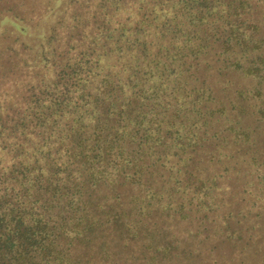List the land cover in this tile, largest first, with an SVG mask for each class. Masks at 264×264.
<instances>
[{
  "label": "trees",
  "instance_id": "trees-1",
  "mask_svg": "<svg viewBox=\"0 0 264 264\" xmlns=\"http://www.w3.org/2000/svg\"><path fill=\"white\" fill-rule=\"evenodd\" d=\"M257 1L0 0V264H264Z\"/></svg>",
  "mask_w": 264,
  "mask_h": 264
},
{
  "label": "rangeland",
  "instance_id": "rangeland-1",
  "mask_svg": "<svg viewBox=\"0 0 264 264\" xmlns=\"http://www.w3.org/2000/svg\"><path fill=\"white\" fill-rule=\"evenodd\" d=\"M257 9L252 12V18L254 19V16L258 12L261 16V29L260 32L256 33V37L259 38L258 40V48H254V53L259 54L261 56L264 55V39L262 34H264V0H258L257 1ZM255 36V34H254ZM260 73V74H259ZM258 74L253 72L251 76L243 75L242 73H228L224 72V75L221 76V78H231L232 81V87L224 85L226 88L223 91V93L231 94L234 90L233 87H239L241 89H245V92H248L250 90L252 93H255V97L251 99H244L241 98L242 103L246 105V110L241 113V119L244 123L248 122L251 125H255L257 130V135L260 140V149L264 151V64L261 66L260 71ZM239 103V104H242ZM251 103L256 106H260V111L258 116L252 117L248 114V111L250 110ZM237 104V103H236ZM264 182V178L262 180ZM260 183V182H259ZM259 183L252 182L250 185H248L247 190H249L252 194H256V196H253V198H258V193H261V190H258ZM263 185V184H261ZM264 189V188H262ZM249 202V199H248ZM215 228L209 227L208 228V234H204L207 236V240L201 244L200 247V255L198 258V261H202V264H212V258H216V261L214 263L216 264H226L229 263V260L232 257H236L240 254L242 257H244L246 250L240 248L238 251L233 252L231 255L232 249L229 244H222L221 242L216 241L217 235L215 234ZM242 236V235H241ZM242 241V240H240ZM237 242V244H241L242 242ZM225 253V254H224ZM231 255V256H230ZM194 258V257H193ZM197 260V258L195 259ZM169 264H172L169 262ZM241 264V263H240Z\"/></svg>",
  "mask_w": 264,
  "mask_h": 264
}]
</instances>
